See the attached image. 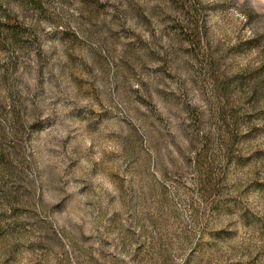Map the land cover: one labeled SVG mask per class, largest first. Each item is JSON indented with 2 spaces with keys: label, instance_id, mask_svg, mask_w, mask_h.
<instances>
[{
  "label": "rangeland",
  "instance_id": "1",
  "mask_svg": "<svg viewBox=\"0 0 264 264\" xmlns=\"http://www.w3.org/2000/svg\"><path fill=\"white\" fill-rule=\"evenodd\" d=\"M0 264H264V0H0Z\"/></svg>",
  "mask_w": 264,
  "mask_h": 264
}]
</instances>
